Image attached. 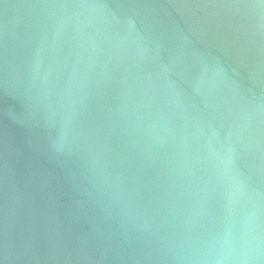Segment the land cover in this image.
I'll use <instances>...</instances> for the list:
<instances>
[{"label":"water","instance_id":"95a60500","mask_svg":"<svg viewBox=\"0 0 264 264\" xmlns=\"http://www.w3.org/2000/svg\"><path fill=\"white\" fill-rule=\"evenodd\" d=\"M0 264H264V0H0Z\"/></svg>","mask_w":264,"mask_h":264}]
</instances>
